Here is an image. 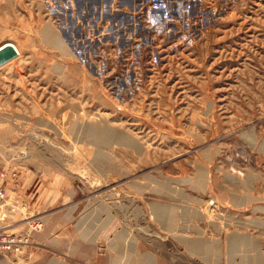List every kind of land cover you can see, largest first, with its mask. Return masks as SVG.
<instances>
[{
    "label": "rangeland",
    "instance_id": "rangeland-1",
    "mask_svg": "<svg viewBox=\"0 0 264 264\" xmlns=\"http://www.w3.org/2000/svg\"><path fill=\"white\" fill-rule=\"evenodd\" d=\"M7 42L0 264L264 261V0H0Z\"/></svg>",
    "mask_w": 264,
    "mask_h": 264
},
{
    "label": "bare ground",
    "instance_id": "bare-ground-1",
    "mask_svg": "<svg viewBox=\"0 0 264 264\" xmlns=\"http://www.w3.org/2000/svg\"><path fill=\"white\" fill-rule=\"evenodd\" d=\"M43 32H44L45 38L50 39V40L54 39V40H51L53 43L61 44V43H59L60 41H59L58 37H56V38L53 37V34H55L54 28L46 27ZM84 131H85L86 135L91 139L92 142L99 144V145L108 143V141L111 137L118 139L120 142H126V143L127 142L128 143L134 142V138H132V137L130 138L124 134H118L116 132H112V129H110L109 127H98V126L92 125V126H86ZM98 161H99V158H98ZM154 211L158 215L163 217V207H161L160 205H155ZM240 240L241 239L239 237L234 236V238L231 240V245H233L234 247H237V246L239 247ZM190 245L194 249H199V248H202L203 246H205V243L202 241H195V242L192 241V242H190ZM249 245L250 244H248V246ZM261 258L264 260V257H261ZM136 262L139 263V261H136ZM261 264H264V261Z\"/></svg>",
    "mask_w": 264,
    "mask_h": 264
},
{
    "label": "built area",
    "instance_id": "built-area-1",
    "mask_svg": "<svg viewBox=\"0 0 264 264\" xmlns=\"http://www.w3.org/2000/svg\"><path fill=\"white\" fill-rule=\"evenodd\" d=\"M139 4H144L146 2V0H138ZM134 19H139L140 21L137 22L138 25H140V22H145L146 21V14L145 11H138L133 12V13H129ZM110 16L112 17V13L110 14ZM164 16L162 17L160 14L157 15L156 20H158V22H162L164 21ZM137 21V20H136ZM135 21V22H136ZM110 25V22H108L107 26ZM6 188L2 185H0V204L3 202V200L6 198ZM17 239L11 235L8 234H0V243H2V246L7 247L8 248H15L16 250H19V244L17 243Z\"/></svg>",
    "mask_w": 264,
    "mask_h": 264
},
{
    "label": "water",
    "instance_id": "water-1",
    "mask_svg": "<svg viewBox=\"0 0 264 264\" xmlns=\"http://www.w3.org/2000/svg\"><path fill=\"white\" fill-rule=\"evenodd\" d=\"M18 55V50L12 42H7L0 46V65L13 59Z\"/></svg>",
    "mask_w": 264,
    "mask_h": 264
},
{
    "label": "crops",
    "instance_id": "crops-1",
    "mask_svg": "<svg viewBox=\"0 0 264 264\" xmlns=\"http://www.w3.org/2000/svg\"><path fill=\"white\" fill-rule=\"evenodd\" d=\"M46 40H48V39L46 38Z\"/></svg>",
    "mask_w": 264,
    "mask_h": 264
}]
</instances>
